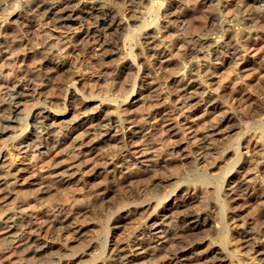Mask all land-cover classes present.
<instances>
[{
  "label": "rangeland",
  "instance_id": "374dc122",
  "mask_svg": "<svg viewBox=\"0 0 264 264\" xmlns=\"http://www.w3.org/2000/svg\"><path fill=\"white\" fill-rule=\"evenodd\" d=\"M102 1L114 24L98 43L88 38L74 49L66 34L80 22L51 20L55 0H0V264H264V186L253 164L240 167L262 142L264 32L256 13L248 39L233 23L252 1L142 0L144 13L127 0ZM218 15L232 19L226 40L235 48L213 43L211 59L198 58L187 39L206 38V51ZM59 60L69 68L54 71ZM197 63L209 67L198 78ZM203 91L211 100L190 105L187 97ZM100 114L108 138L92 137L108 141L75 156V142L93 128L76 120ZM140 123L143 132L126 146L109 137ZM241 177L251 178L255 197L228 193ZM183 213L202 224L182 233ZM175 245L192 253L174 259Z\"/></svg>",
  "mask_w": 264,
  "mask_h": 264
},
{
  "label": "bare ground",
  "instance_id": "6f19581e",
  "mask_svg": "<svg viewBox=\"0 0 264 264\" xmlns=\"http://www.w3.org/2000/svg\"><path fill=\"white\" fill-rule=\"evenodd\" d=\"M53 1V0H52ZM56 1V3H57V6H59V8H57V10H53L55 7H57V6H53V4L51 5L50 4V6H49V10H48V13H50V15H51V20H53V21H55V23H57L58 25H61V26H63V27H69L70 25H71V23H76V22H80V24H78L77 26H75L74 28L75 29H73V30H71V31H69V32H67V34H66V36H67V42H65L67 45H69V47H71V48H74V49H76L78 46H80L81 44H83L84 42H80V41H85V40H87L88 38H91V39H93V40H95V41H97L96 43H98L99 42V40H98V36L99 35H101V33H104L103 31L104 30H106L108 27H110L112 24H114L113 23V19L114 18H112L113 16H112V12H111V10H107V9H105V8H109L108 6L106 7V6H103V5H99V0H93L94 2H93V4H87V3H85L86 1H83V0H77V1H74L73 3V5L71 6V7H69L70 6V0H55ZM102 1V0H101ZM107 1V0H106ZM110 1V0H109ZM126 1V0H125ZM128 2H127V5H128V7L133 11V12H137L136 10H139V9H137L139 6H140V4H142V3H140L142 0H127ZM144 1V0H143ZM215 1V0H214ZM252 2H246L245 4H244V8H243V11L247 14V17H246V15L245 16H240V19L238 18V19H235L236 21L234 22L233 21V23H235V24H237V26L239 27V30L240 31H238V32H240L241 33V30L243 29V33H241L242 35L240 36L241 37V39H245V38H249V36L251 35V30L250 29H252L253 28V26H251V25H253V24H251V23H255V25L257 26V24H256V22L258 23V29L259 30H262L263 32H264V23H262L261 21H264V0H251ZM41 2H42V0H41ZM95 2H97V3H95ZM119 2V1H118ZM118 2H117V4H118ZM210 2V1H209ZM50 3V2H49ZM69 3V4H68ZM102 3H103V1H102ZM101 3V4H102ZM105 3V2H104ZM103 3V4H104ZM126 3V2H125ZM41 4V3H40ZM55 4V3H54ZM107 4V3H106ZM105 4V5H106ZM110 4H111V2H110ZM116 4V5H117ZM119 4H120V2H119ZM168 4V3H167ZM219 4H221V3H219ZM143 5V4H142ZM169 5V4H168ZM171 5V4H170ZM47 6V9H48V5H46ZM112 6V5H111ZM117 6H119V5H117ZM121 6H123L122 4H121ZM241 6V5H240ZM243 6V5H242ZM43 7V6H42ZM146 7V6H145ZM220 7V6H219ZM125 8V7H124ZM128 8V9H129ZM140 8V7H139ZM239 8H241V7H239ZM56 9V8H55ZM113 9H115V7L113 8ZM117 9V8H116ZM126 9V8H125ZM128 9H126V10H128ZM145 9V8H144ZM238 9V8H237ZM116 11V10H115ZM114 11V13H116ZM139 11H141V10H139ZM138 11V12H139ZM240 11H241V9H240ZM121 12V11H120ZM127 12V11H126ZM141 12H143V11H141ZM167 12V11H166ZM165 12V13H166ZM172 12V11H171ZM170 12V13H171ZM175 11H173V13H174ZM236 12H238V11H236ZM144 13V12H143ZM164 13V12H163ZM162 13V14H163ZM243 13V12H242ZM254 13H256L257 14V16H258V21H257V19H256V16H253V14ZM121 14V13H120ZM119 14V15H120ZM132 14V13H131ZM168 14H169V12H168ZM235 14V13H234ZM237 14H239V13H237ZM115 15V14H114ZM125 16V14L124 13H122L121 14V16ZM130 15V14H129ZM128 15V16H129ZM134 14H132L131 16H133ZM164 15V14H163ZM180 15H181V13L180 14H175L174 15V19H176V21L178 20L177 18H179L180 17ZM221 15V14H220ZM118 16V15H117ZM120 16V17H121ZM130 16V17H131ZM157 16V15H156ZM155 16V17H156ZM219 16V15H218ZM222 16H224V15H222ZM236 16V15H235ZM86 17H91L93 20H92V22L90 23V24H83L84 22L83 21H86L87 20V18ZM119 17V16H118ZM117 17V18H118ZM126 17V16H125ZM154 17V18H155ZM226 17H228V16H226ZM238 17V16H237ZM153 18V19H154ZM170 18V17H169ZM172 18V17H171ZM230 18V17H229ZM254 18L256 19V22H253V21H255L254 20ZM130 19V18H129ZM156 19V18H155ZM181 19V18H180ZM179 19V20H180ZM211 19V18H210ZM213 19H215V18H213ZM125 20V19H124ZM166 20H167V18H166ZM173 20V19H172ZM231 20L232 19H228V18H225V17H221V16H219L218 18H217V23L215 22V24L213 23V21H212V23L214 24V26H212L213 28H212V30H213V33H215V36H217V39L216 38H210L211 39V41H209L210 43V45H208L209 47L206 49V51H203V50H200L199 48H202L201 46H202V44H204V42H206V38H203V37H198V38H196V39H187V42H189L190 43V46L188 47V50L190 51H192V50H197V52H200L201 53V56H198L199 54H195L198 58L199 57H201V58H203V57H206V58H208V59H211L210 57H211V54L213 55V52L214 51H211V46H212V44L213 45H215L216 46V48L218 47H221V46H223V47H225L226 48V50L229 52V50L231 49V48H235V47H233V45H231V44H229L230 42H228V39L226 40V38H227V33L229 32V34H230V31H231V25H232V22H231ZM216 21V20H215ZM120 22V21H119ZM170 23V22H169ZM211 23V22H210ZM166 24V23H165ZM251 24V25H250ZM162 25V24H161ZM160 25V26H161ZM179 25V24H178ZM252 27V28H250V26ZM166 26V25H165ZM165 26H162V27H165ZM241 26V27H240ZM261 26V28H259ZM168 27V26H167ZM170 27V26H169ZM210 27H211V24H210ZM116 28V27H115ZM165 29V28H164ZM163 29V30H164ZM172 29V28H171ZM233 29H235V27L233 28ZM162 30V29H161ZM170 30V29H169ZM156 31V33L157 32H159L160 31V27H157V30H155ZM155 31H153V32H155ZM166 31H167V29H166ZM212 32V31H211ZM209 33V32H208ZM235 33V31L232 33V34H234ZM239 33V34H240ZM155 34V33H154ZM161 34V33H160ZM206 34H207V32H206ZM205 34V35H206ZM239 34H238V36H239ZM121 35V34H120ZM164 35V34H163ZM204 35V34H203ZM209 35V34H208ZM253 35V34H252ZM255 35H256V33H255ZM259 35V34H258ZM210 36V35H209ZM230 36V35H229ZM234 36V35H233ZM155 37V36H154ZM158 37V36H157ZM161 38L163 37V36H160ZM116 38V37H115ZM151 38H152V36H151ZM156 38V37H155ZM247 38V39H248ZM252 38H254V37H252ZM209 39V40H210ZM230 39H231V37H230ZM240 39V38H239ZM144 41H145V43L146 44H148V43H150L151 41H150V39L148 40V36H145V39H143ZM155 41V40H154ZM158 41V40H157ZM162 41V40H161ZM183 41H185V40H183ZM230 41V40H229ZM252 41V40H251ZM142 42V41H141ZM235 42V41H234ZM101 43H103L104 45L103 46H108L110 43L109 42H101ZM188 43V44H189ZM144 44V43H143ZM155 44V43H154ZM208 44V43H207ZM157 45V44H156ZM155 45V46H156ZM204 45H206V44H204ZM146 46V45H145ZM151 46V45H150ZM207 46V45H206ZM82 47V46H81ZM149 47V46H148ZM80 48V47H79ZM147 48V47H146ZM152 48V47H151ZM222 48V47H221ZM81 49V48H80ZM104 49V48H103ZM2 50V49H1ZM78 50V49H77ZM157 50V49H156ZM199 50V51H198ZM214 50H216V49H214ZM75 52V51H74ZM220 52V51H219ZM231 52H233L232 50H231ZM78 53V52H77ZM189 53V52H188ZM194 53V52H193ZM196 53V52H195ZM76 54V53H75ZM232 54V53H231ZM164 55V54H163ZM47 57H49V56H47ZM7 58V57H6ZM51 58V57H50ZM193 58H194V56H193ZM198 58H197V60H198ZM192 59V58H191ZM204 59V58H203ZM206 60V59H205ZM53 61V60H52ZM60 61V60H59ZM53 62V66H52V69H54V71H59V70H64L65 69V67H68V65H67V63L66 62H64L63 60L62 61H60V62ZM51 62V61H50ZM200 62V61H199ZM203 63V62H202ZM202 63H197V66L195 67V68H192V70H194V71H192L193 73H191L192 75H195V77L196 78H198L199 76H201L200 74H201V72L204 70V72L205 71H207L206 69H208L209 67H208V63L207 64H205L204 63V65H202ZM186 65V64H185ZM189 66V65H188ZM202 66H204L203 68H202ZM69 68V67H68ZM190 72V71H189ZM192 79H194V78H192ZM12 85H14V84H12ZM187 85V84H186ZM181 86H183V84H181ZM180 86V87H181ZM186 87V86H185ZM182 89V88H181ZM198 93V92H197ZM200 93V92H199ZM198 93V94H199ZM193 94V93H192ZM196 94V93H195ZM198 94H196V96H190V98L189 97H187L188 98V100H190V101H192V100H195L194 102H192L190 105H196V104H198V103H202V102H207V101H209V100H211V96L209 95V94H206L205 93V91H203V93H200V95L198 96ZM15 95H16V97L17 96H20L21 94H20V92H18V91H16L15 90ZM12 96V95H11ZM10 96V97H11ZM14 96V95H13ZM6 97V96H5ZM188 100H186V103H183L182 105V107H185L186 106V104H187V101ZM213 100V99H212ZM189 107V106H188ZM257 107V106H256ZM9 108V107H8ZM5 109V108H4ZM262 109H263V106H262V103H261V101H258V114L259 115H261V111H262ZM10 113V112H9ZM105 113V112H104ZM104 113H103V115H104ZM12 114V113H11ZM10 115V114H9ZM15 115V114H14ZM17 116V115H16ZM166 116V115H165ZM165 116H164V118H165ZM168 117V116H167ZM107 119V118H106ZM105 119V120H106ZM167 119V118H166ZM169 119V118H168ZM102 120H104V118L103 117H101V114H100V116H98V115H96V116H94V117H85L84 115H83V117L81 116V117H79L78 118V120H76V123H77V125H81V124H83V123H87V121L88 122H90L92 125H93V128H91L92 129V131H90V130H88V129H84L85 130V132L83 133L84 135H83V137H82V134H81V137L82 138H80V139H77V142H75L76 143V147H75V149H76V152H75V156L76 155H79V154H85L86 153V151H89L90 149H92L94 146H96V145H98L99 144V142H101V143H104V142H107L108 140H107V135H108V133L109 132H107L110 128H111V125H106V124H104V123H102ZM224 120H227V121H229L230 120V117H225L224 118ZM105 122V121H104ZM258 122H261L260 123V129H259V133H260V136H261V138H262V142L260 143V147L258 148V144L257 145H255L254 146V148H256L255 150H254V152H253V155H249L247 158L248 159H245L244 161H242V164H241V168H245L244 166L245 165H248V164H253L254 166V168L257 170V171H259V173H256V176L258 177V175H260L261 176V178H260V184L262 185V186H264V177H263V175H264V128H263V126H262V124L264 123V115H262L259 119H258ZM89 123V124H90ZM220 126V125H219ZM230 126V125H229ZM95 127V128H94ZM259 127V126H258ZM113 128V127H112ZM121 128H122V125H121ZM219 128V127H218ZM96 130V131H94V130ZM98 129H99V131H98ZM219 129H221V128H219ZM123 131V130H122ZM40 132V131H39ZM140 132H143V126L141 125V123L140 124H135V127L132 129V130H130L128 133H125L124 131L122 132V133H119V134H114V135H109V137L111 136L112 138L111 139H113V140H119V141H121L125 146L128 144V143H130V142H132L133 140H134V138H136V135H137V133H140ZM117 133V132H116ZM258 133V134H259ZM100 135V134H103L104 135V137H107V138H105V139H103V137H102V139L101 140H95V139H93V137H94V135H95V137H96V135ZM92 135H93V137H92ZM97 135V136H98ZM139 135V134H138ZM35 136V135H34ZM259 136V135H258ZM40 139V138H39ZM38 139V140H39ZM260 139V138H259ZM259 139H258V142H259ZM37 140V141H38ZM96 142V143H95ZM105 144V143H104ZM34 145V144H33ZM208 145V143H206L205 141H202L201 142V144L199 145V146H197L198 147V149H200V148H202V147H204V146H207ZM39 146V145H38ZM244 147H246L247 146V144H244L243 145ZM41 147V146H40ZM49 148V147H48ZM98 148V147H97ZM205 148H208V147H205ZM38 152H44V150L43 151H38ZM251 153V151H243V153ZM259 152V153H258ZM242 153V152H241ZM240 153V154H241ZM239 154V155H240ZM237 156V155H236ZM241 156V155H240ZM242 159V158H241ZM248 167V166H247ZM201 175V174H200ZM254 177H255V175H254ZM238 180H236L235 181V183H233V185H231L229 188H228V193H231L232 194V192L233 191H235V190H238V192L239 191H244V194H246V195H248V196H250L251 198L252 197H255V196H253L254 195V192H252V191H254V190H252V191H250V190H248V183H249V181H250V179L251 178H249V179H246L245 177H241V178H237ZM200 180L203 182V183H207L208 181H209V178H208V176L207 175H205V174H203L202 173V175L200 176ZM235 180V179H234ZM229 184V183H228ZM250 186V185H249ZM220 188V187H219ZM217 189L218 188H216V190L215 191H217ZM219 190V189H218ZM226 192H227V190H225ZM218 193H219V191H217ZM216 193V192H215ZM231 196V195H230ZM263 202H264V198H263V200H262ZM172 204V203H171ZM222 205H221V207H222V209H226V203H221ZM170 205V204H169ZM174 205V204H173ZM171 206V205H170ZM59 209V208H58ZM168 209V208H167ZM60 210V209H59ZM175 210V209H174ZM62 211H65V210H62ZM67 212H69L68 211V209H67ZM56 215H57V213H55ZM60 214V213H59ZM60 215H62V214H60ZM71 215H75V214H71ZM183 215L185 216V219H187V222L186 223H183V224H185L184 226H185V228H186V230H183V229H185V228H183L181 231H182V233L183 232H185V231H187V230H193V229H195L199 224H202L201 222H200V218L199 217H195V218H192L191 217V215L190 214H188V213H183ZM77 216V215H76ZM54 217V218H53ZM61 217H63V216H61ZM122 217V216H121ZM70 218V217H69ZM124 218H126V217H124ZM71 219V218H70ZM48 220H51V221H53V220H56L55 222H61V219H57V216H55V215H53V216H50L49 218H48ZM47 221V220H46ZM66 221V220H65ZM202 221V220H201ZM58 224V223H57ZM62 226V225H61ZM65 226V225H64ZM224 227H225V225H222V227H221V229H222V232H221V236L222 237H224V238H226V235H225V229H224ZM10 230V229H9ZM221 231V230H220ZM245 232H248V231H245ZM178 233V232H177ZM180 235V234H179ZM178 235V236H179ZM247 234H245L244 236H242V237H246L247 238V236H246ZM158 236V235H157ZM168 238V237H167ZM162 240V239H161ZM246 240V239H245ZM163 241V240H162ZM165 241H167V239H164V242ZM169 241V240H168ZM170 242V241H169ZM162 243V242H161ZM29 244V243H28ZM151 244V243H150ZM172 244V243H171ZM152 245V244H151ZM169 245H170V243H169ZM30 246V245H29ZM118 246V245H117ZM122 248L123 247H116V245H113V247H112V249H115V250H117V251H120V250H122ZM148 248V247H147ZM153 248V247H152ZM190 249H192L191 248V246H189V247H184V246H178V245H175V247L173 248V250H174V253H172V255H173V258L174 259H176V258H179V259H186L187 258V256H188V254L189 253H192V251H189ZM20 250V249H19ZM256 250V249H255ZM112 251V250H111ZM173 252V251H172ZM145 253V252H144ZM259 253V252H258ZM115 254H117V256L115 257V259L114 260H116L115 262H118L119 261V258L121 259L122 257H121V254H119V253H115ZM157 254V253H156ZM147 255V254H146ZM153 257V256H152ZM171 258H172V256H171ZM120 262H121V264H125V263H129L130 262V259L129 260H124V261H121L120 260Z\"/></svg>",
  "mask_w": 264,
  "mask_h": 264
}]
</instances>
